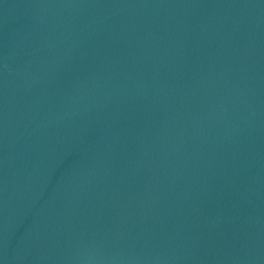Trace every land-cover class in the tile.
Wrapping results in <instances>:
<instances>
[{
	"label": "water",
	"instance_id": "water-1",
	"mask_svg": "<svg viewBox=\"0 0 264 264\" xmlns=\"http://www.w3.org/2000/svg\"><path fill=\"white\" fill-rule=\"evenodd\" d=\"M0 264H264V0H0Z\"/></svg>",
	"mask_w": 264,
	"mask_h": 264
}]
</instances>
